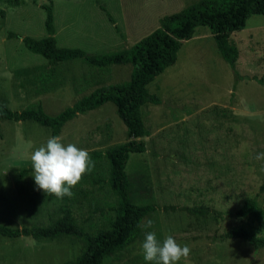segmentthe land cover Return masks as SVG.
<instances>
[{
	"label": "rangeland",
	"instance_id": "374dc122",
	"mask_svg": "<svg viewBox=\"0 0 264 264\" xmlns=\"http://www.w3.org/2000/svg\"><path fill=\"white\" fill-rule=\"evenodd\" d=\"M51 1L57 44L103 54L131 46L159 27L163 16L197 0H0V101L14 110L42 106L56 115L97 87L130 80L131 63L100 69L78 59L59 66L58 88L40 93L28 73L45 61L28 53L23 38L47 36L44 5ZM230 37L240 52L238 79L210 29L201 25L183 42L176 62L148 85L161 103L142 106L150 135L144 137L145 152L130 154L126 172L132 200L157 206L143 221L154 220V228L143 229L124 250L107 254L103 264H146L141 247L145 231H155L161 241L170 234L181 246L188 245L189 257L178 264H264V248L221 237L241 225L264 236V160L256 159L264 153V85L256 80L264 78V16H249L245 27ZM4 72H11L12 79ZM60 136L65 146L86 149L95 164L72 189L93 191L78 202L76 215L88 230L104 227L115 215L116 201L103 154L130 139L127 127L115 104L107 102L68 121ZM50 137V128L34 120L2 121L0 224L24 227L56 217L61 199L38 190L33 171L19 177L22 168L31 167L30 152ZM98 178L102 180L94 182ZM252 197L261 217L230 215ZM164 205H207L221 210L223 217L165 211ZM81 244L69 235H0V264H63L76 258Z\"/></svg>",
	"mask_w": 264,
	"mask_h": 264
},
{
	"label": "trees",
	"instance_id": "16d2710c",
	"mask_svg": "<svg viewBox=\"0 0 264 264\" xmlns=\"http://www.w3.org/2000/svg\"><path fill=\"white\" fill-rule=\"evenodd\" d=\"M46 10L45 27L47 36L34 38L25 36L23 44L31 55H39L44 65L33 67L29 81L42 92H50L61 84L59 66L67 61L81 59L96 68H107L112 64H132L130 80L122 83L97 87L76 100L56 115H49L42 106H30L23 110L12 109L7 102L0 101V134L3 120H34L51 130V136L60 135L64 125L80 114L94 110L107 102L115 104L117 113L127 127L128 141L113 145L105 150L109 163L108 181L115 195V215L109 223L97 230H88L76 215V205L83 198L93 194L82 187L72 190V197L65 196L58 206V213L48 224H33L12 227L0 224V235L5 237L32 236L35 238H55L61 235L74 236L82 244L75 259L63 264H103L107 254L118 253L133 244L141 235L144 219L157 209L154 204H137L130 194L131 182L126 172L130 154L146 150L144 137L150 135L145 125L141 108L146 103L160 104L158 95L152 94L148 85L165 69L177 60L183 42L191 39L198 26H207L213 34L217 48L226 62L232 67L236 79L239 78L237 61L239 48L231 40L233 31L242 29L249 16H264V0H197L180 11L167 14L160 19V25L131 46L110 53L88 54L80 48L59 46L55 38L54 3L44 5ZM36 73V74H35ZM264 85V78H256ZM97 155H101L100 153ZM32 167L22 168L19 177L24 178ZM94 179V182L101 181ZM264 192V182L260 186ZM96 202V201H95ZM97 208H100L97 206ZM165 211L182 210L196 217H223V212L207 205L192 207L164 205ZM230 214V213H227ZM255 198H248L233 216L244 218L260 216ZM222 238H240L256 249L264 248V236H259L251 228L237 226L222 234ZM146 264H152L147 262Z\"/></svg>",
	"mask_w": 264,
	"mask_h": 264
},
{
	"label": "clouds",
	"instance_id": "9594fccd",
	"mask_svg": "<svg viewBox=\"0 0 264 264\" xmlns=\"http://www.w3.org/2000/svg\"><path fill=\"white\" fill-rule=\"evenodd\" d=\"M3 76L12 79L11 72H4ZM62 139L60 135L51 136L45 145L28 155L37 189L61 199L72 197V189L95 166L86 149L72 143L65 146ZM256 159L264 160V153L257 154ZM154 224V220L149 219L138 226L147 230L153 229ZM141 247L144 260L152 264H178L182 259L186 260L191 252L188 245L181 246L170 234L165 235L161 241L155 231H145Z\"/></svg>",
	"mask_w": 264,
	"mask_h": 264
}]
</instances>
